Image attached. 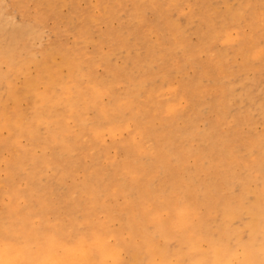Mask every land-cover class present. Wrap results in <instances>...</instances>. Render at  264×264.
<instances>
[{
  "label": "rangeland",
  "instance_id": "374dc122",
  "mask_svg": "<svg viewBox=\"0 0 264 264\" xmlns=\"http://www.w3.org/2000/svg\"><path fill=\"white\" fill-rule=\"evenodd\" d=\"M58 1L0 0L6 18L33 25L19 38L13 59L0 58L5 73L0 119L15 115L7 93L22 83L24 65L26 73L36 75L35 62L56 49L83 67L76 73L65 66L56 87L57 96L75 95L76 103L45 114L32 135L2 130L0 210L16 200L34 228L65 220L76 223L74 232L89 225L107 228L112 239L132 246L142 235L124 228V212L129 217L139 213L155 234L160 220L152 208L161 205L167 214L191 205L204 214L211 236L229 237L232 243L248 240L250 231L240 218L224 233L219 211H208L218 194H203L193 180L174 173L192 167L198 179H206L213 152L208 140L223 138L226 149L215 157L239 173L233 198L238 200L246 185L264 203V0ZM230 3L241 11L232 21L224 14ZM195 20L206 24L192 29L182 43L175 23L194 25ZM149 51L155 52L151 70L140 58ZM129 63V69L122 67ZM46 85L41 78L38 93L46 92ZM19 98V109L29 115L32 101ZM68 146L69 156L63 159L60 152ZM172 152L182 153L181 164L174 163ZM161 154L168 166L162 175L159 168L146 166ZM92 176L106 184L98 206L83 188ZM150 180L157 181L158 193L145 197L140 189ZM125 184L136 187L135 194ZM226 189L220 181L218 190ZM177 247L173 239L170 248ZM130 250L125 249L126 255Z\"/></svg>",
  "mask_w": 264,
  "mask_h": 264
},
{
  "label": "bare ground",
  "instance_id": "6f19581e",
  "mask_svg": "<svg viewBox=\"0 0 264 264\" xmlns=\"http://www.w3.org/2000/svg\"><path fill=\"white\" fill-rule=\"evenodd\" d=\"M57 3L67 4V0H59ZM3 13V9H0V58L2 55H10L13 59L19 38L28 31L32 32L33 25L8 19ZM224 14L227 15L228 21H232L241 14V11L230 3ZM213 21L216 22V18H213ZM205 24L203 20H195V26L183 25L177 21L175 25L178 38L180 37L179 41L185 44L186 35H189L195 27L201 28ZM50 50L35 62L38 69L36 75L26 73L28 65H24L21 69L24 77L22 83L17 87L11 85L8 88L7 95L13 100L16 109L13 117L3 120L2 115L0 137L4 128L15 129L19 134L32 135L40 128L39 120L45 114L50 115L54 108L71 106L78 101V98L72 94L57 96L56 87L61 81L59 74L65 66L75 70L76 73H81L83 67L80 64L78 66L75 59L63 51ZM140 58L143 66L151 70L148 64L155 59V52L149 51L145 55H140ZM122 67L129 69L131 63L122 64ZM4 74L0 68V78ZM41 78L47 80L46 92L38 93L37 86ZM68 89L70 91L71 87ZM20 94L32 101L34 109L29 115L19 109ZM208 142L213 152L208 155L210 160L206 179H198L192 167H184L181 169L182 174L175 172L174 175L193 180L198 184L197 190L203 194H218L216 206H210L208 211L211 212L213 209L219 211L224 233H229L230 222L240 218L244 228L250 231L248 240H236L232 243L229 237L211 236L205 231L204 214L196 206H177L173 211L165 214L160 208L162 206L157 205L152 208V215L160 220L155 234L149 231L144 218L139 213L135 212L133 217H129L124 212L121 216L124 228L142 235V239L131 246L130 241L121 238L112 239L110 229L89 225L82 233L74 232L76 223L65 220L53 223L48 229L34 228L31 226L28 214L17 206L16 200H11L0 210V264H264L263 197L258 191H254V188L245 185L238 200L234 199L231 189L239 173L231 172L215 157V152L221 153L226 149L224 140L211 139ZM69 153L68 146L66 151L60 152V157L66 159ZM171 157L176 164H181L183 161L180 152H172ZM23 159L24 157L19 161ZM146 166L159 168L160 175L167 174L168 166L162 154L146 163ZM220 181L227 186L224 192L218 190ZM176 184L183 185L181 181ZM105 187V181L98 176H92L83 186L95 197L94 206L99 205L102 195L106 193ZM125 187L131 196L135 194L136 187L131 184H125ZM158 188L157 181L150 180L140 189V193L145 197L154 196L157 195L155 193H158ZM168 189L170 188L166 187V190ZM97 196L100 197L99 201ZM76 202L80 201L76 200ZM133 210L138 211L139 208L136 206ZM17 233L21 236L15 237ZM173 239L178 243L176 249L170 248ZM127 247H131L128 255L125 253Z\"/></svg>",
  "mask_w": 264,
  "mask_h": 264
}]
</instances>
